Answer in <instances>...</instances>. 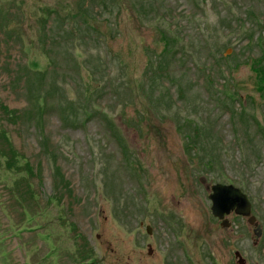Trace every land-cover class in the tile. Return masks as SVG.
<instances>
[{
    "label": "rangeland",
    "instance_id": "rangeland-1",
    "mask_svg": "<svg viewBox=\"0 0 264 264\" xmlns=\"http://www.w3.org/2000/svg\"><path fill=\"white\" fill-rule=\"evenodd\" d=\"M0 264H264V0H0Z\"/></svg>",
    "mask_w": 264,
    "mask_h": 264
},
{
    "label": "water",
    "instance_id": "water-1",
    "mask_svg": "<svg viewBox=\"0 0 264 264\" xmlns=\"http://www.w3.org/2000/svg\"><path fill=\"white\" fill-rule=\"evenodd\" d=\"M208 198L210 199L211 213L220 219L221 225L228 224L225 214L233 210L237 214L246 216L247 222L254 225L253 230L258 234L260 227L257 225L255 215L251 213L250 200L240 187L230 182L211 183ZM146 230H149V226H146ZM235 253L238 254L237 251Z\"/></svg>",
    "mask_w": 264,
    "mask_h": 264
},
{
    "label": "trees",
    "instance_id": "trees-1",
    "mask_svg": "<svg viewBox=\"0 0 264 264\" xmlns=\"http://www.w3.org/2000/svg\"><path fill=\"white\" fill-rule=\"evenodd\" d=\"M168 39H169V38H168ZM9 112H10V110H9V111H8V110H6V113H7V114H9ZM12 113L14 114V116H15V117H17V116H16L17 114H16V111H15V110H13V112H12Z\"/></svg>",
    "mask_w": 264,
    "mask_h": 264
}]
</instances>
